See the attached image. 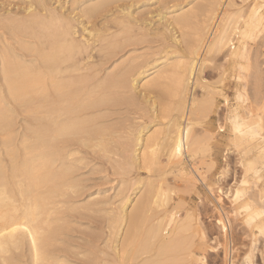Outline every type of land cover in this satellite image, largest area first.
Returning a JSON list of instances; mask_svg holds the SVG:
<instances>
[{
    "label": "bare ground",
    "instance_id": "obj_1",
    "mask_svg": "<svg viewBox=\"0 0 264 264\" xmlns=\"http://www.w3.org/2000/svg\"><path fill=\"white\" fill-rule=\"evenodd\" d=\"M98 1H95L92 3L90 2L88 4H93V3L95 4ZM101 1H103L102 4H101ZM101 1L98 2V4L96 6L101 7L102 5H105L106 2L108 3L111 0H101ZM197 1L199 3H197V2L196 3L198 5H200V0H197ZM222 1L223 0H201L200 6H197V4H195L196 6H194L193 5L194 1H192L191 5H193V7L188 8L189 10H187V9L183 10L182 9V12H179L176 15L171 16V17H173L171 19L172 21L170 19H168L169 25L174 26V24H175V26H178V28H180V29L182 28V30L185 28L187 29V27H191L194 31V35H193L192 40H191V38H188V40L189 39L190 40L186 41L187 42L186 45L189 44V48H188L189 50L188 49L187 50H188V53L190 54L187 59H185L184 58L185 56H183V58L186 61L179 59V61L175 64V63H172V61H171V63L168 62L170 60L163 62V61H160V59L154 58L155 60L152 59V60H154L153 63L150 61L151 66L149 65V68L145 69L143 67L144 70L139 71V72L135 71V69L137 70L136 67H138L139 65L135 67L132 64L133 65V66L131 65L132 70H128L126 68L124 69V67L122 70H119V69H117L119 67V65H118V67H116L118 72H115L116 71L115 69H114V72H110V70H109V72L107 71L108 73H106V75L104 77L102 75L101 79L99 77H97L99 75H96V73H95V75L92 74L93 76H91L90 74L86 75V73L83 74L81 71L85 70V68H87L88 59L90 57L89 53H91L90 51L88 52L89 46L91 44H93V42L96 43V40H94V35L92 33L93 31L91 30L92 32H90L86 29L87 27H85V28H82V30H83L81 32L82 34L77 35V30H75V28L77 26L74 27V25H72V23L70 22L71 19L66 18L69 20L68 21V20L62 19L59 15L56 16L55 15L56 13L54 14L55 11L53 10L54 12L52 13L51 9H50L51 14H54V15L50 16V18H47L49 20H43V22H41L42 24L40 23V20H38L39 21L38 23H40L41 26L42 25L43 26L41 27L42 31L39 30L36 32H39V34L37 33L38 36L42 33V35L44 36V37H42V38H44V41L42 42L43 39H40L41 36L38 37L37 40H39V39L41 40L42 47H44V48L39 49V48H36V46H35V48L33 50L35 56L33 59L28 60V59H26L27 57L26 58H24L23 56L20 57L18 55V53L15 51L16 49L14 50L13 48H9L8 46L7 47L9 49L5 47L6 51L5 52L3 51L4 53L0 57V134L4 137L2 140H0L1 142L3 141L2 143L1 142L0 143L3 145L1 150L4 149V152L3 153L0 152V153H2L4 155L6 154L7 157L6 156L5 157L8 158V163L5 162V160L1 157L4 155H0V263L1 264H17L18 258L16 259V263H15L13 251L18 250L25 245H27L29 247L28 251H30V255H31L30 260L32 261L31 262L32 264H71V263L74 264L73 262L68 260L66 251L64 248L61 247L60 244H59V246L62 249L60 250V248H58V250H59V252L61 251V253L58 255H54V254H57L56 253L57 251H56L54 254H52V250H54L52 248L53 247L52 246V242H53L52 239L54 238L53 236H54V230H55L54 228L55 227L53 228L54 222L53 223H51V222L53 220L55 221L56 217H54L53 220H50L51 219L50 217L54 216L52 214H55V212H53V210L55 209L54 211H56L57 210L56 208L60 207L58 205L59 200H57V198H59V197L65 198L66 189L71 188L73 190V188L75 186V184H73L72 180L70 178H68V168L67 167L65 169L60 168L61 165L65 164V166H66V163H67L66 161L70 160V159H68L70 155L73 156L72 155L73 149L72 150L68 149L69 146L71 147V144L69 143V146H68L67 143L69 141H72L73 139H75L77 137L76 139L78 141L88 143V144H92L96 148L100 149L102 152L105 153V156H107V154L109 155L110 153H114L116 150L114 149L115 146L113 148L111 147V146H113L112 142H113L114 138H116L114 140V142H116L117 140L119 141V139L122 136H118L119 133L115 132L114 129H113L114 131L112 130L113 124H110L111 126H109L108 125L109 123L106 122V119H105L106 115H107L106 111L109 109V106L113 107L115 105L117 106L118 104H119V106H120V104H123V106H124V104H127V103L128 104L136 103V101H135L136 99L134 97V95L136 93L135 94H133V93L139 87H141V89L149 91L150 88L154 89V87L160 86V88H162L171 97V102L173 99V102H172L173 107H169L170 108V110H168L169 111L168 113L170 114L169 117L165 116L163 114V116L167 117V119L169 118L167 123H164V125L161 123L163 125V127H159V124H158L157 128H154L155 127L154 126L153 130L151 131V128H150L151 125L149 124V125L144 126L145 124H148V123H145L144 125H139L140 128H138L136 133H133V131H132L133 136L128 135V137H124V139L127 138V140H126L127 142L124 141L125 144H123L122 147L118 148L119 145H117L116 147L119 150L122 149L121 153H123V152L125 154L128 152L129 153L127 155H125V157L122 156L124 159L122 158V161L121 162L119 161V165L118 164L117 165H118V167L120 166L119 169L125 170L127 168V165H130L132 168L133 164L140 163V164H142L140 166H138L139 164H137V166L139 168L144 166L147 171L152 172L153 171L152 168L155 167L153 165H156V164L158 165L160 163L161 157L165 156L168 164H174L177 167L179 166L178 167L179 172L182 173L183 175L184 174L187 175V178H185V181L187 183L188 179L191 176H193L194 174L192 175L191 173H188L186 171L188 169L184 170V168L182 167L183 166L182 160H183L185 155H188L192 158L194 156H196L198 149H200V145L204 144L203 141L205 139L204 137L206 136L204 132H203L205 135L204 137L200 136L202 133L198 134V132H197V134H196V132H194V129H195V131L196 130L198 131L200 129V127L198 126L199 129L197 128V126H196L197 129L194 128L195 127L194 119H197L196 118L197 116L194 117L193 115H195L196 113L201 112V111H202L201 114H203L204 113L203 108H205V107H206V109L210 108L209 106L207 107L206 103L203 102L205 107H203L201 110L200 106L203 104L199 105L200 100L196 99V97L199 96V95L195 96L196 95L195 94L196 89L192 90L189 87L190 82L191 83L193 82L192 79H195V82H198V80H200V76H201L200 74L202 72L201 66L203 65L202 64L203 60L201 61L202 63H200V66H199V62L203 58V55H201V52L203 51V47H204V51H206V54L212 53V52H214V53L218 52L219 53V52H223L225 49L229 48L230 44H232L231 42H233L234 39H237V41L239 43V46L237 47V49L227 51L228 53H226V51H225L226 55L225 54L224 55H225V57H228V59L231 60L232 62H236L237 64H239L238 68H239L240 72L242 73V77L240 79V83H239L235 98H236L237 102L239 103V105L241 107H243L244 113H243V115H241L239 112H236V115L233 117V119L229 120L227 125L225 124L226 125L225 127H227L228 130L230 131L231 144H232L233 148L239 154V156H240L239 158L241 159V162L244 161L243 158L245 156H249V155H251V153L252 154L254 153V148L257 145L264 144V75H263V70H262V68H263L262 63H264V61L261 63V65H262V67H261L260 63L257 60H254L252 53H251V50L249 49V46H247V41L253 37L256 29H258L260 26H264L263 16L260 14L259 8L256 4H254L250 8L248 7V9H247L246 7L244 8L243 5H240L239 3L237 5L234 0H228V1L225 0V1H227V4L225 5L224 8H221L222 11L219 14L218 8L221 6H224V4H222ZM99 3L101 5H99ZM107 3H106V6H108ZM178 4H177V6H178ZM87 5H84V6H87ZM93 5H90L91 8L87 7L85 12H87V10L89 12H91L90 10H92V7L95 8ZM234 6L236 7V9L231 10V8ZM132 7H134V6L132 5ZM97 9H99V8H97ZM102 10H104V9H102ZM93 11L95 12L97 10H93ZM123 11H126V10H123ZM91 13H93V12H91ZM130 13H131V11H130ZM174 13H176V12H174ZM126 15H127V11H126ZM61 16H62V14H61ZM123 16H125V15H123ZM198 16H200V17H198ZM19 17H20V15H19ZM46 17H48V16H46ZM6 18H4V19H6ZM168 18H170V17H168ZM43 19H45V18H43ZM125 19H128V17ZM134 19L136 20V18H134ZM195 19L198 20V22L194 23ZM18 20H20V18ZM54 21H55V23H54ZM73 21H74V19H73ZM130 21H131V19H130ZM7 22H9V21H7ZM25 22H26V24L28 23L27 21H25ZM29 22L30 23L27 25H30V26H32L33 24L34 25L37 24L36 20H35V22L33 20H32V22L31 21H29ZM10 23L12 24V21H10ZM120 23H122L121 27L122 26L129 27L130 24L132 23V21H131V23L121 21V22H119V25H120ZM127 23L128 24L130 23L129 26L127 25ZM11 24H10V26H11ZM14 25L15 24H13V26ZM34 25L32 28H34ZM20 26H21V24H20ZM24 26H23V28H24ZM21 27H20V29H21ZM36 27L37 26H35V28ZM131 27H133V25ZM131 27L128 29L132 30ZM119 28H120V26H119ZM211 28L213 29V31L211 33L212 37L211 38L208 37L207 39H205L207 36L206 33ZM13 29L15 31H17V28L13 27L12 30ZM128 29H126L125 32ZM119 30L120 29H118V31ZM122 30H124V29L122 28L119 32L117 31V34L122 32ZM149 31H150V29H149ZM168 31H169V29H168ZM170 31H171V29H170ZM18 32H19V30H18ZM20 32H21V30H20ZM180 32L185 34L186 31L184 32V31L180 30ZM78 33H79V31H78ZM122 33H120L119 35H116V33H114L115 38L118 36L124 35V33L123 34ZM128 33L126 32V34H128ZM172 33H173V31H172ZM208 33H210V32H208ZM29 35H31L30 32H29ZM35 35H36V33H35ZM148 35H149V33H148ZM171 35H173V34H171ZM180 35H181V37H179V38H178V36L173 35V37H174L173 39H175L177 42V40L184 37L183 34H180ZM32 36H34V35H32ZM133 36H134V34H133ZM260 36L262 37L263 33ZM260 36H258V37H260ZM125 37H126V43L128 44L129 43V39H128L129 36H128V38H127V36H125ZM125 37H123L124 41H125ZM187 37H189V35ZM187 37L185 36L184 38L187 39ZM263 37H262V39L264 40ZM34 38H37V37H34ZM106 38H108V37H106ZM152 38H154V37L152 36ZM119 39H122V37L121 38L119 37ZM37 40L35 39V41H37ZM139 40H141V39H139ZM100 41L101 42L105 41V38L103 40V37H102ZM107 41H108V39H107ZM109 41H111V42L106 43L105 48L109 49L112 52L114 50L115 51L119 50L116 48L122 47V49H123V47L125 46V45L123 46V39L119 43L113 41L112 38H109ZM141 41L143 42V39ZM184 41H185V39H184ZM10 42H11V40H10ZM4 43H6V42H4ZM137 43H138V41H137ZM0 44H1V42H0ZM124 44H125V42H124ZM140 44H143V43H140ZM172 44H174V43H172ZM93 45H95V44H93ZM102 45L104 46V42ZM102 45H101V47L103 49H105ZM254 45H256V43ZM38 46H40V45H38ZM29 47L31 48L32 46H29ZM42 47H40V48H42ZM126 47H128V46H126ZM231 47H232V45H231ZM164 48H166V47H164ZM122 49H121V51H123ZM167 49L169 50V48H167ZM24 50L27 51V49H24ZM93 50H95V49H93ZM171 50H169V51L170 52L174 51L175 47L172 51ZM103 51H101V52L103 53ZM252 51H254V50L252 49ZM112 52H110V53L112 54ZM34 54H32V55H34ZM114 54H113V56H114ZM164 54H165V52H164ZM177 54H178V51H177ZM105 55H108V53L107 54L105 53ZM171 55H173V53ZM257 55H259V54H257ZM99 56H101V55H99ZM154 56H155V54L153 55V57ZM122 57L123 56H121V58ZM107 59L108 58H106V60ZM149 59H150V57H149ZM149 59H147V61ZM144 61H146V60H144ZM130 62H131V59H130ZM100 63L103 64L102 62H100ZM121 63L123 65V62H121ZM121 63H120V65H121ZM134 63H135V61H134ZM128 64H129V62H128ZM128 64H127V66H128ZM135 64H137V63H135ZM114 66H117L116 63ZM207 66H208V63H207ZM146 67H147V65H146ZM139 68H140V66H139ZM120 69H121V67H120ZM150 71H152V72H150ZM223 75H222V78L224 77ZM96 77L99 79H96ZM201 78H204V77L201 76ZM220 78H221V76H220ZM221 79H220V81H221ZM216 80H215V82L217 84L218 81H216ZM204 81H207V80H204ZM205 84H206V82H205ZM211 88H213V87H211ZM155 90H156V88H155ZM140 91H142V90H140ZM160 91H162V90H160ZM160 91H156V92L159 94ZM203 91H205V90H203ZM204 93L205 92H203V96L205 97ZM210 93L211 94L212 93L213 94L214 93H220V90L216 89L215 91H212ZM136 96H138V95H136ZM154 96L157 97L156 95H154ZM151 97H153V96H151ZM211 97H213V96H211ZM211 97L210 98L208 97V98L211 100ZM158 98H156V99L159 102ZM160 98L167 100V98H163V97H160ZM138 100H139V97H138ZM210 100H207V101L209 104L212 105L213 101H212V103H210L209 102ZM225 100H227V97L225 98ZM155 101L153 102V107L151 106L150 109L154 108V110H156ZM202 101H205V100H202ZM148 102H147V104H148ZM211 108H212V106H211ZM211 108L208 111L205 110V113H204L205 116H208V114H209L208 112L211 111ZM159 109H160V107H159ZM164 109L165 108H163V107L161 108V110H164ZM144 110L145 109H143V111ZM258 110H260L262 113L259 117H257V115H255ZM103 111H105V112H103ZM147 111H149V110H147ZM147 111L145 110L144 113ZM165 111L167 112V110H164V113H165ZM173 111H175V114L172 113ZM20 112H22V113L26 112L27 116L30 114L33 117V120H31V121H34V124H32L33 126L30 124L31 127H29V128H27L28 125H27V127L25 125L26 129H29V132L27 133L29 135L28 136L26 135L27 137L25 136L24 138H22L23 139V140H21L22 144H21V147L19 148L17 143H16V135L14 132V126H15L16 121H17V117L15 118V116H17V114ZM206 112L208 114H206ZM162 113H163V111H162ZM108 114H109V112H108ZM201 114L199 113L196 115L200 116ZM148 115H151V114L148 113ZM200 117L202 119L205 118V117L203 118L202 115ZM15 119H16V121H15ZM157 119H159V116ZM160 120H162V119H160ZM165 120L166 119H164V121ZM107 121H109V120H107ZM179 121H182L184 123V125L181 126V123ZM144 122H146V121H144ZM225 123H226V121H225ZM118 125H119V123H118ZM125 125H126V123H125ZM114 127L115 126H113V128ZM219 127L222 129L223 123H222V125H219ZM202 129L203 128L201 127V131H199V132H202ZM16 130H18V129H16ZM125 132H126V130H125ZM205 132L208 133L207 130ZM115 133L116 134L118 133L117 135H115L117 137H114ZM211 133H213V132H211ZM84 135H85V137H84ZM112 136H113V139L111 140L110 137H112ZM207 136H209L207 138V141H213L214 140V137L212 134H211V136L210 135H207ZM1 138L2 137L0 136V139ZM121 139H123V137ZM217 139L218 138H216V140ZM226 142L228 143L229 141L227 140ZM19 143H20V141H19ZM114 145H115V143H114ZM111 148L114 149L115 151L113 152V150ZM227 148H228V146H227ZM208 149H209V146L207 145V147L203 148V150H201V151L205 152ZM93 150H95L94 147H93ZM225 150L227 151V149H225ZM228 150H229V148H228ZM115 153H119V152H115ZM109 157L110 156H108L107 158L109 159ZM116 157H118V158L120 157V159H121V156H116ZM252 157L253 156H250V158H252ZM254 157L256 159L257 158L258 159H264V154L262 152L258 151V152H256ZM255 158L251 161V164H250L251 168H254V166H255ZM81 159H83V158H81ZM203 159H205V158H203ZM113 161H114V158H113ZM199 161H201V160H199ZM115 162H117V161L115 160ZM193 162H194V160H193ZM161 163L163 164L164 162H161ZM198 165H200V164H198ZM203 165H205V164H203ZM124 166H126V168ZM130 166H128V167L130 168ZM160 166H162V165L160 164ZM160 166H157V171H158V169L161 168ZM69 167H73V165L71 164V166H69ZM70 169H69V171H70ZM114 170H116V169H114ZM117 170H118V168H117ZM117 170H116V172H117ZM150 170H152V171H150ZM160 170L162 171V168ZM176 170H177V168H176ZM198 171L199 170L197 168V172ZM204 171H206V170H204ZM128 172H130V169ZM199 173H200V171H199ZM117 174H119V173H117ZM121 174H124V172H122ZM200 175L201 174H198V177ZM223 175L224 174H221L218 177V179L219 178L221 179V177ZM188 176H189V178H188ZM203 176L199 177V178H201V181L203 180L202 179ZM151 177H153V176H151ZM151 177L149 179H151ZM239 179H240V177H239ZM136 180H138V179H136ZM136 180H135V182H136ZM140 180L143 181L144 179L141 178ZM194 181H196V180H194ZM137 182H140V181H137ZM215 182H218V181H215ZM141 183L142 182H140V184ZM149 183H151L150 180H149ZM239 183H240V185H237V186L235 185V187L230 186L232 188L230 191V195L228 192H227V194L226 193L225 194L227 195V197H229L228 199H230L233 204H231L230 201H228V202H230V204L232 206L234 205L233 207L231 206V208H233V211L236 212L239 210L241 213L244 214V222L253 231V239H252L250 247L249 248L247 247L248 250L246 252H244L245 254L242 258V261L241 262L237 261L239 263L236 262L234 255L232 256V253L237 252V251L231 252L230 257H229V253H228L229 247H224V249L222 247V249H223L222 252H223L224 257L227 259V262L229 264H255L254 255L257 253L255 251L259 250L261 252L260 249L263 250V248H260V249L258 248L256 250L257 245L259 243V242H257V241H259V237H261L260 240L262 239L261 241L264 243V241H263L264 240V196L258 190L257 184L255 181H250V180H247L246 178H243ZM236 184H237V181H236ZM211 185H212V183H211ZM148 186H149V189L146 192V195L140 201H138V203H136L134 205V207L132 206L133 209L131 210V212H127V206H128V203L131 201L130 197L132 195L129 196V195L125 194L122 196L121 194H119V193L123 192V190H122L123 188L121 189L122 192L119 191V193H117V194L121 195V197H122L121 202H120L121 206H120V208H118V211L114 215L111 216L110 224L113 228V233L112 232L111 233L113 235H115L114 239H118V237H122L125 233V237L124 238L122 237V239H123L121 241L122 243H120V241L118 242V240H116V242H114L115 243L114 249L117 251L118 257L120 259L121 258L123 259L124 257H126V255L123 256L124 252L126 251L125 247L127 246V245H125V243H127V241H125V238L128 239V244L130 242L134 241L131 245H135V241H136V239H138L137 234H142V236L145 239V242L141 244V248L139 250L140 253L135 254L136 252L134 251L135 253L134 252L133 253L135 254V256L133 258H132V256L134 254L131 257H129L130 255H127V259L132 258L131 260L129 259L131 261V263L128 262L129 264H205L207 254H205V252H204L202 254L201 258L194 259L193 254H192L193 252L191 249L192 247L195 246L194 242H195V237L197 236V234L200 235L199 236L200 240L205 239L206 231L203 228V227H205L204 224H203V226L201 225V227H199V229H197L193 225L194 223H192V219H193L192 215L185 214L183 217H181V216H179V215H181L180 213H178L179 215H176V213L173 212V210H175L174 207H176L175 205H174V207L172 206L174 209H172V210L164 209L161 215H158V217H156V218L154 215L153 219L150 218L151 216L149 217L147 215H144L143 213L145 210L146 211L149 210L151 212L152 210H155V209L158 210L159 208H162V206H164L165 202L167 201V197L169 196V195H167L168 190L165 187V189L167 190V192H166L164 187H162V185H160V182H159V186H157V185H155L156 187H154V185L153 186L148 185ZM143 187H146V184L143 185ZM167 187H169V186H167ZM177 188H179V187H176V189ZM144 189L145 188H143L142 192H144ZM228 190H230V189H228ZM188 191H190V189ZM124 192H125V190H124ZM210 192H213L216 194L215 197L219 203L223 202V199H224L223 193L224 192L222 191L220 186H218L216 188L213 186L212 188H210ZM68 197H69V195H68ZM61 201L59 204H63V203H61ZM177 203H178V200H177ZM180 204L182 205V203H180ZM165 206H167V205H165ZM228 206H229V204H228ZM76 207H78V206H76ZM172 207H169V208L171 209ZM164 208H166V207H164ZM88 209H86V210H88ZM58 210H59V208H58ZM69 210H70V208H69ZM96 210H97V208H96ZM229 211H231V210H229ZM158 212H157V214H159ZM218 213L216 214V215H218V217L216 215L214 216L216 218L215 225H217V227L219 228V231H217V233L219 232L222 236V239H224L225 237L227 238L226 233H227V230L229 228L228 227L229 225H227V223L224 221L223 217L220 215L221 213H219V214ZM150 215L153 216L152 213H150ZM61 221L62 220H60V222ZM235 221H237V220H235ZM201 222L203 223V221H201ZM51 224H53V226H51ZM126 226H127V228H126ZM243 226L244 225H242V227ZM217 227H215L216 230H217ZM140 228H142L143 233L139 232ZM246 231L248 232V230H246ZM243 234H245V237L247 236L246 233H243ZM249 236H250V234H249ZM220 237H219V239H220ZM217 238L218 237L216 236L212 239L217 240ZM229 238H231V236ZM229 238H227V240ZM55 241H54V243H55ZM219 241L221 242V240H219ZM219 241H217L219 244H217L216 247L218 245L219 246L221 245L222 242L220 243ZM64 242H66V241H64ZM207 242H210V241L208 240ZM119 243L121 245H123V243H124L125 249L122 248L123 246L120 248ZM202 243H200V244H202ZM231 243H233V242H231ZM242 243H244V242H242ZM210 246H212V249L215 248L213 245H210ZM236 246H238V245H236ZM262 246L264 247L263 244H262ZM129 247H130V245H129ZM129 247L127 246V248H129ZM51 248H52V250H51ZM133 248H132V251H133ZM122 249H123V251H122ZM138 249H139V247H138ZM206 249L209 250L210 248L207 247ZM212 249H210V250H212ZM220 249H221V247H220ZM233 250H235V249L233 248ZM217 251H219V250H217ZM197 252H198V250H197ZM202 252H203V250H202ZM207 252H209V251H207ZM121 254L123 257H121ZM125 254H127V252ZM15 255H17V254H15ZM236 255H235V257H236ZM262 256H263V254H262ZM102 257L97 256L95 259L91 258V261H93V262L92 263L89 262V263H91V264H110L111 261L109 262L107 259H105V257L104 258H102ZM83 259H82V261H83ZM92 259H94V260H92ZM127 259L126 260L124 259V261L126 262ZM87 260H88V258H87ZM227 262L225 264H228ZM18 263H20V262H18ZM256 263H258V262H256ZM111 264H113V263H111ZM119 264H121V263H119Z\"/></svg>",
    "mask_w": 264,
    "mask_h": 264
},
{
    "label": "rangeland",
    "instance_id": "obj_2",
    "mask_svg": "<svg viewBox=\"0 0 264 264\" xmlns=\"http://www.w3.org/2000/svg\"><path fill=\"white\" fill-rule=\"evenodd\" d=\"M91 1L92 0H0V42L2 44V45L0 44V57L6 51V48L9 47V48H13L14 50L16 49L15 51L18 53V55L20 57H22V56L24 58L27 57L26 59H28V60L29 59H33L34 56H35L34 51H33L35 46H36V48H39V49H43L44 48V47H42V42L44 41V38H42V37H44V36L42 35V33L38 36L39 32H36V31L41 30V27L43 26V25L41 26V24H42L41 22H43V20H49L47 18H50V16L54 15L55 13H56L55 14L56 16L59 15L62 19H65V20L71 19L70 22L72 23V25H74V27L77 26L75 28V30H77V35L82 34L81 33L83 31L82 28H85V27H87L86 29L88 31H90V32L93 31L92 33L94 35V40H96V43L93 42V44H95V45L91 44L89 46L88 52L89 51L91 53L93 51L94 52L92 54L89 53L90 57L88 59L87 68H85V70L81 71L83 74L86 73V75L90 74L91 76H93L92 74L95 75V73H96V75H99L97 77H99L101 79L102 75L104 77L106 75V73L109 72V70H110V72H114V69H115L116 70L115 72H118L117 69L122 70L123 67H124V69L126 68L128 70H132L131 69V65L132 64L135 67L138 66V65L140 66V68H139V66L136 67L137 70L135 69L136 72L137 71L139 72V71L144 70V68L145 69L149 68V65L151 66L150 61L153 63L155 59H160V61H163V62L170 60L168 62L171 63V61H172V63L176 64L179 61V59L185 60V59H187L189 57V55H190L188 53L189 44L186 45L187 44L186 41L188 40V38H191V40H192L193 35H194L193 29L191 27H187V29H188L187 30L184 27L185 29L182 30V28L181 29L178 28V26H175V24H174V26L173 25H169V20L168 19L171 20L173 18L171 16L176 15L179 12H182V9L183 10H185V9L189 10L188 8L193 7V5L196 6L195 4L199 3L197 0H111V1L108 2L109 4L106 2L108 6H106V3H105V5H102L101 7L96 6L98 4V2H100L101 0H99V1L98 0H93L92 2L98 1L95 4L93 3L94 5L93 4H88ZM192 1H194L193 5H191ZM227 1H225V0L222 1V4H224V6H221V7L218 8V13L219 14L222 11L221 8H224L225 5L227 4ZM234 1H235V3L237 5L239 3L240 5H243L244 8L246 7L247 9H248V7L250 8L254 4H256L258 6V8H259L260 14L263 16V22H264V0H262V1L261 0H237V1L234 0ZM102 2L103 1H101V4H102ZM101 4L99 3V5H101ZM177 4H178V6H177ZM84 5H87V6H84ZM90 5H93L95 7V8L92 7V10H90L94 14L89 12L88 10H87V12H85L87 7L91 8ZM132 5L134 7H132ZM200 5H201V0H200ZM200 5L197 4V6H200ZM97 8H99V9H97ZM50 9H51L52 13L55 11L54 14H51ZM102 9H104V10H102ZM234 9H236L235 6L231 8V10H234ZM93 10H97V11L94 12ZM123 10L127 11V15H126V11H123ZM130 11H131V13H130ZM173 11L176 12V13H174ZM61 14H62V16H61ZM19 15H20V17H19ZM123 15H125V16H123ZM41 16L43 18H45V19H43ZM46 16H48V17H46ZM127 17H128V19H125ZM168 17H170V18H168ZM198 17H200V16H198ZM4 18H6V19H4ZM19 18H20V20H18ZM66 18H68V19H66ZM134 18H136V20ZM73 19H74V21H73ZM130 19H131L132 23H131ZM32 20L34 22H35V20L37 21L36 25L33 24L34 28H32L33 25L32 26L27 25V24L30 23L29 21L32 22ZM38 20H40L41 24L38 23L39 22ZM7 21H9V22H7ZM10 21H12V24L10 23ZM25 21H27L28 23L26 24ZM121 21L130 22L131 24L129 23L130 24V26H129V24L127 23V25L129 26V27L126 26L127 28L125 26L121 27L122 23H120V25H119V22H121ZM196 22H198V20L195 19L194 23H196ZM54 23H55V21H54ZM10 24H11V26H10ZM13 24H15V25L13 26ZM20 24H21L22 27L20 26ZM132 25H133V27H131ZM12 26L14 28H17V31H15L14 29L12 30V28H13ZM23 26H24V28H23ZM35 26H37V27L35 28ZM119 26H120V28H119ZM20 27H21V29H20ZM130 27L132 28V30L128 29ZM122 28L124 29V30H122L124 35L126 34V32L127 33L129 32L128 34L125 35V36H127V38L129 36V38H128L129 39V43L128 44L126 43V37L124 35L118 36V37L115 38V34L114 33H116V35H119L122 32L117 34V31H118V29L121 30ZM125 28L128 29L126 32H125V30H126ZM149 29H150V31H149ZM168 29H169V31H168ZM170 29H171V31H170ZM18 30H19V32H18ZM20 30H21V32H20ZM180 30L184 31V32L186 31L185 34L180 32ZM28 31L30 32L31 35H29ZM78 31H79V33H78ZM172 31H173V33H172ZM212 31H213V29L211 28L208 31L210 33H208V32L206 33L207 36H206L205 39H207L208 37H210V38L212 37V34H211ZM35 33H36V35H35ZM148 33H149V35H148ZM262 33H263V36H264V26H260L258 29H256L255 34L253 35V37L250 38L247 41V46H249V49L251 50V53H252V56H253L254 60H257L260 63L261 67L263 65L262 70H263V75H264V63H262L264 61V40L262 39L263 36L262 37L260 36V35H262ZM133 34H134V36H133ZM171 34H173L175 36H178V38L181 37L180 34H183L184 37L185 36L187 37L189 35V37H187V39H186V38H184L182 36L183 38H180L176 42V40L173 39L174 38L173 35H171ZM32 35H34V36H32ZM40 36H41L40 39H43L42 42H41L40 39L37 40L38 37H40ZM152 36L154 38H152ZM258 36H260L261 38L258 37ZM34 37H37V38H34ZM102 37H103V40L105 38V41H103L104 42V46L102 45L103 42L100 41ZM106 37H108V38H106ZM119 37L120 38L122 37V39H123V46L125 45L123 47V49H122V47L121 48H116V49H119L120 51L119 50H116V51L114 50L115 52L114 51L112 52L109 49L105 48V46H106L105 44L108 43V42H111V41H109V38H112L113 41L119 43L122 40V39H119ZM123 37H125V41H124ZM35 39L38 42L35 41ZM107 39H108V41H107ZM139 39H141V40L143 39V42L141 40H139ZM184 39H185V41H184ZM10 40H11V42H10ZM137 41H138V43H137ZM4 42H6V43H4ZM124 42H125V44H124ZM140 43H143V44H140ZM172 43H174V44H172ZM231 43L232 44H230V47H231V45H232V47L230 48L228 46L229 48L225 49L223 52H219L220 54L218 52H215V53L212 52V53H207L206 54V51H204V47H203V51L201 52V55H203V58L204 59L206 58V59L204 60L202 58L200 60V62H199V66H200V63L203 62L202 63L203 65L201 64L202 65L201 66L202 72H201L200 75L203 76L204 78H201V76H200V80H198V82H195V79H192L193 82L192 83L190 82V85H189L190 89H192V90L196 89V91H195L196 95L195 96L199 95L198 97H196V99H199L202 102L201 103L199 101V105L203 104V105L200 106L201 107L200 109L202 110V108L205 107L204 103H206L207 107L209 106L211 108V106H212V108H211V111L208 112L209 114L206 112V114H208V116H205L204 113H205V110L208 111L210 108L209 109H206V107L203 108V111H204L203 114H201L202 111L201 112L197 111L198 113H196V114L200 113L203 118L205 117L204 119H202L200 117L201 115L200 116L196 115V114L193 115L194 117L197 116L196 117L197 119H194V121H195L194 122V124H195L194 128H196V126H197V128L199 129V127H200V129L198 131L197 130L195 131V129H194V132H196V134H197V132H198V134L202 133L200 135L201 137H204L205 135L206 136L204 137L205 138L204 141H203L204 144H201L200 145V149H198V151H197V155L194 156L193 158L188 156V155H185L183 160H182V165L183 166L182 165L181 166L184 168V170L188 169V170H186L188 173H191L192 175L194 174L190 178L188 176V178L190 180L188 179L187 183L185 181V178H187V175H185V174L183 175L182 173L179 172V170H178L179 166L177 167L174 164H168V162L166 161V157L165 156L161 157L160 163L158 165L156 164L157 166H160V164L162 165V166H160L162 168V171L160 170L161 169L160 167H159L160 169H158V171H157V166L153 165V166H155V167L152 168L153 171L150 170L152 172H149V171L146 170V168L144 166L139 168L138 166L142 165L140 163L133 164L132 168H131L130 165H127V168H126V166H124L126 168L125 170L119 169L120 166L118 167L119 161L121 162L122 158L125 157V155H127L129 153V152L126 153V154L124 152L121 153L122 149H120V150L118 149L119 147H122L123 144H125L124 141H126L127 138L124 139V137H128V135L129 136H133L132 135V131H133V133H136L138 128H140L139 125H144L145 123H148V124H145L144 126L149 125V124L151 125L150 126L151 131L153 130L154 126H155L154 128H157V125L159 124V127H163L164 123H167L169 118L167 119V117H165V116H168V117L170 116V114L168 113L169 112L168 110H170L169 107H173V104H172L173 99H172V102H171V97L162 88H160V86L159 87H154V89L150 88L149 91L141 89V87H139L133 93V94L136 93L134 95V97L136 99L135 100L136 103H134V104L133 103L132 104H128L127 103V104H124V106H123V104H120V106H119V104L117 106L115 105L116 107L115 106H113V107L109 106V109L106 111L107 115H108V116L106 115V118H105L106 122L109 123L108 124L109 126H111L110 124H113V126H115V127L113 128V126H112V130L114 129L115 132L119 133V134L117 133L118 136H122L123 139H124V140L121 139L122 138L121 137L120 139L118 138L119 139V141L117 140L118 142L117 141L114 142V140L116 139V138H114L113 142L111 141L112 145H113L111 147L113 148L115 146L114 149L116 151L114 149H112V148L111 149L113 150V152L115 151V152H119V153H115L114 152V153H110L109 155L107 154V156H105V153L102 152L100 149L96 148L92 144H88V143H84V142L78 141L76 139L77 137L75 138L76 140L75 139L72 140L73 142L69 141L67 143L68 146H69V143L71 144V147L69 146L68 149L69 150L73 149V151H72L73 152L72 153L73 156H71V155L69 156L68 159H70V160H67L66 161L67 163L65 162L66 166H65V164L61 165V166L59 165V166H60L61 169H63V168L65 169L66 167L68 168V178H70L72 180V182H73V184H75V186L73 188L74 191L71 188L70 189L69 188L66 189V191H67V192L65 191V198L66 199L63 198V197L62 198H60V197L57 198V200H59V203L62 200L61 203H63V204H59L58 203V205L60 206V207H58L59 210H58V208H56L57 210L54 211L55 210L54 209L53 212H55L56 215L52 214L54 216L50 217L51 218L50 220H53L54 217H56V220L55 221L53 220L51 222V223L54 222L53 223L54 226H53V224H51V226H53V228L55 227L54 228L55 229L54 230V236H53L54 238L52 239V241H53L52 242V246H53L52 248L54 249V250H52V248H51L52 254H54L56 251H57L56 252L57 254H54V255H58V254L61 253V251L59 252V250H58V248H60V246H59V244H60L61 247L65 249L67 257H68V260L73 262L74 264H88L89 262L92 263L93 261H91V258H94L95 256L96 257L97 256H101V257L103 256L102 258L105 257V259H107L109 262L111 261L110 264L111 263H113V264H119V263H121V264H129L128 262L131 263L130 260L135 256V254L140 253L139 250L141 248V244L145 242V239L142 236V234H137V238L138 239H136L135 245H131L134 241L130 242L128 244V239L127 238H125V241H127V243H125V245H127L128 247L130 245V247L129 248H127V246L125 247L124 243H123V245H121L120 243H122L121 242L123 240L122 237L123 238L125 237V233H124V235L122 237H118V239H114L115 235L112 234L113 233V228H112V226L110 224V218H111L112 215H114L118 211V208H120V206H121L120 205L121 198H122L121 195L122 196L125 195V194H127L129 196L132 195L130 197L131 201L128 203V206H127V212H131V210L133 209L134 205L136 203H138V201H140L146 195V192L149 189L148 185H151V186L154 185V187H156L155 185L159 186V182H160V185H162V187H164V189L166 187V189L168 190V194L167 195H169L168 196L169 198L167 197V201L165 202V205H167V206L164 205V206H162V208H159L160 210L159 209L158 210L155 209V210H152L151 212L149 210H148L149 212L145 210L144 213H143L144 215H147L149 217L151 216L150 218L153 219L154 215H155V218L158 217V215H161L164 209L172 210L174 208H175V210H173V212H175L176 215H179L178 213H180L181 215H179V216H181V217H183L185 214H190L193 217L192 223H194L193 225L197 229H199V227H201V225L203 226V224L206 227V228L203 227L205 229V231H206V237H205L204 240H200L199 239L200 238L199 234H197V236L195 237V242H194L195 246L191 248L192 252H193L192 254H193V258L194 259L201 258L202 254L205 252V254H207L206 255V263L205 264H225L227 262V259L224 257L222 251H223L224 247H229L228 248L229 257H230V253L231 252L237 251L238 253L234 252V253H232V256L234 255V258H235L236 262L237 261H239V262L242 261V258H243L244 254H245L244 252H246L248 250L247 247L249 248L250 245H251V242H252V239H253V231L244 222V214L241 213L239 210L236 211V212L233 211V208H231V206H232L231 204H233V203L231 202L230 199H228L229 197H227L226 194L228 192L229 195H230V191L232 189L231 187L232 186L235 187V185L236 186L240 185L239 182L243 178H246L247 180L255 181L256 184H257L258 190L264 196V159H258V158L256 159L254 157L256 152H258V151H260V152H262L264 154V144L257 145L254 148V153L253 154L251 153V155H249V156H245L243 158L244 161L241 162V159L239 158L240 157L239 154L237 153V151L233 148V146L231 144L230 131L228 130L227 127H225L228 124V121L233 119V117L236 115V112H239L241 115H243V113H244L243 107H241L239 105V103L237 102V100L235 98L236 97V93H237V89H238V86H239V83H240V79L242 77V73L240 72V70L238 68L239 64H237L236 62H232L231 60L228 59V57H225L226 53H228L227 51H231L233 49H237V47L239 46V43H238L237 39H234V41L231 42ZM255 43H256V45H254ZM38 45H40V46H38ZM101 45L105 49H103L101 47ZM29 46H32V47L30 48ZM126 46H128V47H126ZM173 46L175 47L174 51H172L174 49ZM40 47H42V48H40ZM164 47H166V48H164ZM167 48H169V50H171L173 48L171 50L172 52H170ZM24 49H27V51L24 50ZM93 49H95V50H93ZM121 49L123 51H121ZM252 49L254 51H252ZM101 51H103V53ZM177 51H178V54H177ZM225 51H226V53H225ZM110 52H112V54ZM164 52H165V54H164ZM105 53L106 54L108 53V55H105ZM114 53L115 54L117 53V54L115 55ZM170 53L171 54L173 53V55H171ZM32 54H34V55H32ZM113 54H114V56H113ZM154 54H155V56L153 57ZM257 54H259V55H257ZM99 55H101V56H99ZM121 56H123L124 58L123 57L121 58ZM183 56H185L184 57L185 59L183 58ZM149 57H150V59H149ZM106 58H108V59L106 60ZM130 59H131V62H130ZM147 59H149V60L147 61ZM152 59H154V60H152ZM144 60H146V61H144ZM134 61L137 64H135ZM100 62H102L103 64H101ZM114 62L116 63L117 66H114L115 65ZM121 62H123V65H122ZM128 62H129V64H128ZM206 62L208 63V66H207ZM120 63H121V65H120ZM261 63H262V65H261ZM127 64H128V66H127ZM145 64L147 65V67H146ZM118 65H119V67H118ZM116 67H118V68L116 69ZM120 67H121V69H120ZM150 72H152V71H150ZM222 75L224 76L223 78H222ZM220 76H221L222 79L220 78ZM97 77H96V79H99ZM219 78L221 79V81H220ZM203 79L207 80V81H204ZM215 80L218 81L217 84H216ZM205 82H206V84H205ZM211 87H213V88H211ZM155 88H156V90H155ZM216 89L220 90V93H214V94L210 93L212 91H215ZM140 90H142V91H140ZM160 90H162V91H160ZM203 90H205V91H203ZM206 90L208 92L209 91L210 92L208 93ZM156 91H160V93L162 95L160 93L158 94ZM203 92H205L204 93L205 97L203 96ZM136 95H138V96H136ZM150 95L153 96V97H151ZM154 95H156L157 97H155ZM211 96H213V97H211ZM223 96L225 98L227 97V100H225V98ZM138 97H139V100H138ZM160 97L167 98V100L166 99H162ZM208 97L209 98L211 97V100ZM156 98H158L160 103L157 101ZM202 100H205V101H202ZM207 100H210L209 101L210 103H212V101H213V104L212 105L209 104ZM154 101H155L156 110H154V108L150 109L151 106L153 107V102ZM147 102H148V104H147ZM159 107H160V109H159ZM162 107L165 108L164 110H167V112L165 111V113H164V110H161ZM143 109H145L146 111L147 110H149V111L144 113L145 110L143 111ZM162 111H163V113H162ZM103 112H105V111H103ZM108 112H109L110 115L108 114ZM148 113L151 114V115H148ZM172 113L175 114V111H173ZM18 114H17V116H15V118L17 117V121L15 119L16 124L14 126V132H15V135H16V143H17L18 147L20 148L21 144H22L21 140H23L22 138H24L26 135L27 136L29 135V134H27L29 132V129H26L27 125H28L27 128L31 127L30 124L31 125L34 124V121H31V120H33V117L30 114L27 116L26 112H24V113L20 112ZM163 114L165 116H163ZM261 114H262L261 111L258 110L255 115H257V117H259ZM157 115L159 116V119H157L158 118ZM160 119H162L163 121L160 120ZM164 119H166V120L164 121ZM107 120H109V121H107ZM144 121H146V122H144ZM225 121H226V123H225ZM179 122L181 123V126L184 125V123L182 121H179ZM221 122L223 123L222 129L219 127V125H222ZM118 123H119V125H118ZM125 123H126V125H125ZM25 125H26V127H25ZM201 127L203 128L202 132H199V131H201ZM16 129H18V130H16ZM125 130H126V132H125ZM204 130L205 131L207 130L208 133H206ZM203 132L205 133V135H204ZM211 132H213V133H211ZM117 134L115 133L114 137H117V136H115ZM211 134L214 137V140H213L214 142L213 141H207V138L209 137L207 135L211 136ZM0 136L2 137L0 140H2L4 137L1 134H0ZM84 137H85V135H84ZM110 138L112 140L113 136L110 137ZM216 138H218L219 140L218 139L216 140ZM18 140L20 141V143H19ZM227 140L229 141L228 143L226 142ZM1 143H0V146H1L0 150H1L2 146H3ZM114 143H115V145H114ZM117 145H119L118 148L116 147ZM207 145L209 146V149L207 151H205V152L201 151V150H203V148L207 147ZM227 146H228L229 150H228ZM93 147L95 148V150H93ZM225 149H227V151ZM0 152L3 153L4 149H2ZM2 153H0V155H4ZM5 156H6V154L4 156H1V157L5 160V162L8 163V158H6L7 156L6 157ZM108 156H110L109 159L107 158ZM116 156H121V159H120V157L118 158ZM250 156H253V157L250 158ZM202 157L205 158V159H203ZM81 158H83V159H81ZM113 158H114V161H113ZM254 158H255V166H254V168H251L250 164H251V161ZM115 160L117 162H115ZM193 160H194V162H193ZM199 160H201V161H199ZM161 162H164L163 163L164 165ZM68 163L69 164L71 163L73 165V167H69V166H71V164L69 165ZM137 164H139V165L137 166ZM198 164H200V165H198ZM203 164H205V165H203ZM128 166H130V168ZM117 168H118V170H117ZM176 168H177V170H176ZM197 168L200 171V173H199V171L197 172ZM69 169H70V171L72 173L69 171ZM114 169H116L117 172ZM129 169H130V172H128ZM204 170H206V171H204ZM121 171L124 172V174H121L122 173ZM117 173H119V174H117ZM220 173L224 174V175L221 177V179L220 178L218 179V177L221 175ZM198 174H201L199 177L204 175L202 177V179H203L202 181H201V178L198 177ZM151 176H153V177H151ZM150 177H151V179H149ZM239 177H240V179H239ZM141 178L144 179V180L143 181L140 180ZM136 179H138V180H136ZM135 180H136V182H135ZM149 180H150L151 183H149ZM194 180H196V181H194ZM137 181H140L142 183L140 184V182H137ZM215 181H218V182H215ZM236 181H237V184H236ZM143 182L144 183L146 182L145 183L146 187H143V185H145ZM211 183H212V185H211ZM167 186H169V187H167ZM213 186L215 188L220 186V188L224 192L223 193V195H224L223 198L224 199H223L222 203H219L216 200V197H215L216 194L215 193L210 192V188H212ZM142 187L145 188L144 192H142L143 191ZM176 187H179V188L176 189ZM121 189L123 190V192L125 190L126 193L125 192L123 193L121 191ZM189 189H190V191H188ZM228 189H230V190H228ZM167 190H166V192H167ZM119 191H121L122 193H119ZM117 193H119L121 195H119ZM68 195H69V197H68ZM177 200H178V203L179 202L182 203V205L179 203L181 206L177 203ZM228 201H230L231 204ZM84 203L85 204L87 203V204L85 205ZM228 204H229V206H228ZM174 205L176 207H174ZM76 206H78V207H76ZM164 207H166V208H164ZM169 207H172V208L170 209ZM69 208H70V210H69ZM96 208H97V210H96ZM86 209H88V210H86ZM228 209L231 210V211H229ZM157 212L159 214H157ZM218 212L221 213L220 215L223 217V219L227 223V225H229L228 227L230 229L228 228L226 234H227V238H229L230 236H231V238H229L228 240H227L226 237L224 239H222L221 234L219 232H218L219 234L217 233V231H219V228L217 227V225H215L216 218L214 216ZM150 213H152L153 216L150 215ZM216 216L218 217V215H216ZM60 220H62V221L60 222ZM235 220H237V221H235ZM201 221H203V223ZM242 225H244L243 227L244 228L246 227V228L244 229L242 227ZM215 227H217V230H216ZM126 228H127V226H126ZM142 228H140V231H139L140 233L141 232L143 233ZM246 230H248L249 233ZM243 233H246V234L248 233V234L245 237V234H243ZM249 234H250V236H249ZM216 236L218 237L217 240L216 239L215 240L212 239V238H214ZM219 237H220V239H219ZM260 238L261 237H259V241H257L259 243L257 245L256 250L258 248L259 249L263 248V250L260 249L261 252L262 251L263 252L261 253L259 250L255 251L257 253L259 252L258 253L259 255L257 253L255 254L256 256L254 255L255 264H258V263L259 264H264V261H263L264 260V257H263L264 256V247L262 246V244L264 245V243L261 241L262 239L260 240ZM116 240H118V242L120 241V243H119L120 244V248L122 246H123L122 247L123 249L126 248L125 249L126 251L124 250L125 252L123 254V256L126 255V257H124L123 259L122 258L120 259L118 257V253L114 249L115 248V246H114L115 243L114 242H116ZM208 240L210 242H207ZM219 240H221L222 243ZM54 241H55V243H54ZM64 241H66V242H64ZM215 241L216 242L219 241L221 243V245L220 246L218 245L216 247V245L219 244V243L218 242L216 243ZM241 241L244 242V243H242ZM231 242H233V243H231ZM200 243H202V244H200ZM209 244L213 245L215 248L213 247L214 249H212V246H210ZM236 245H238V246H236ZM138 247H139V249H138ZM207 247H209L212 250H210V249L207 250L206 249ZM220 247H221V249H220ZM222 247H223V249H222ZM232 247L235 250H233ZM62 248H60V250ZM132 248H133V251H132ZM123 249H122V251H123ZM28 250H29V247L27 245H25L22 248H20L18 250H15L16 252L13 251L15 263H16V259L18 258L17 261L20 262V263L17 262V264H32L31 263L32 261L30 260L31 259L30 251H28ZM197 250H198V252H197ZM202 250H203V252H202ZM217 250H219L220 252L217 251ZM207 251H209V252H207ZM126 252H127V254H125ZM15 254H17V255H15ZM262 254H263V256H262ZM127 255H130L129 257H131L132 255L133 256H132L131 259L130 258L127 259ZM235 255H236V257H235ZM123 256L121 254V257H123ZM87 258H88V260H87ZM82 259H83V261H82ZM94 259H92V260H94ZM124 259L125 260L127 259V261L125 262ZM239 262H237V263H239ZM256 262H258V263H256ZM91 263H89V264H91Z\"/></svg>",
    "mask_w": 264,
    "mask_h": 264
}]
</instances>
